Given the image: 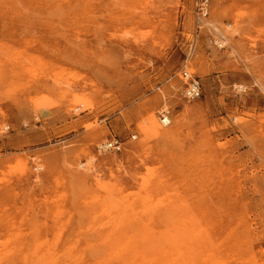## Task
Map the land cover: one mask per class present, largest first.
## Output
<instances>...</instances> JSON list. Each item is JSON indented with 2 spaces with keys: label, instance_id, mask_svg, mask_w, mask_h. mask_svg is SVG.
<instances>
[{
  "label": "rangeland",
  "instance_id": "374dc122",
  "mask_svg": "<svg viewBox=\"0 0 264 264\" xmlns=\"http://www.w3.org/2000/svg\"><path fill=\"white\" fill-rule=\"evenodd\" d=\"M0 264H264V0H0Z\"/></svg>",
  "mask_w": 264,
  "mask_h": 264
},
{
  "label": "built area",
  "instance_id": "2783aa9c",
  "mask_svg": "<svg viewBox=\"0 0 264 264\" xmlns=\"http://www.w3.org/2000/svg\"><path fill=\"white\" fill-rule=\"evenodd\" d=\"M204 11V8L203 10ZM183 79L186 84L185 88V97L188 99H197L200 98L203 95V87L202 83L199 78L192 77V75L184 71L183 72ZM137 137V136H134ZM124 144L123 140H120L116 136L108 139L106 142H104L101 145V149L104 151H116L119 152L122 150V146Z\"/></svg>",
  "mask_w": 264,
  "mask_h": 264
},
{
  "label": "bare ground",
  "instance_id": "6f19581e",
  "mask_svg": "<svg viewBox=\"0 0 264 264\" xmlns=\"http://www.w3.org/2000/svg\"><path fill=\"white\" fill-rule=\"evenodd\" d=\"M221 45H222V44H221ZM162 122H163L164 125H167V124H169L171 121H170V119H169L168 117H166L165 119L162 120ZM129 153H130V152H129Z\"/></svg>",
  "mask_w": 264,
  "mask_h": 264
}]
</instances>
